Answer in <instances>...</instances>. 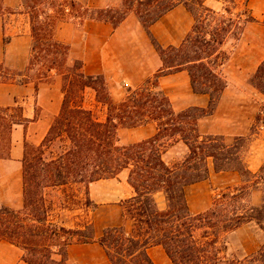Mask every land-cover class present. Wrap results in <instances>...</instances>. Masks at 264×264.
<instances>
[{"label": "trees", "instance_id": "obj_1", "mask_svg": "<svg viewBox=\"0 0 264 264\" xmlns=\"http://www.w3.org/2000/svg\"><path fill=\"white\" fill-rule=\"evenodd\" d=\"M207 1L122 0L117 8L94 9L79 0H20L21 10L29 17L31 56L23 71L0 64V83L37 84L55 74L62 79L63 93L60 112L42 142L38 146L25 143L23 209L0 205V242L20 249L24 263L67 264L68 246L95 242L110 264H153L147 250L155 246L162 248L171 264H264V241L248 256L238 258L228 253L229 234L244 225L253 224L264 237V163L253 173L242 156L246 137L264 128V105L245 98L248 129L231 141L212 132L203 135L198 129V121L213 116L230 89L209 66L210 61L224 64L229 52L223 47L233 48L244 28L257 20L248 8L249 0H212L220 5L218 9L208 7ZM177 6L183 7L193 22L178 47L164 48L149 29ZM3 13L15 11L5 9L0 0V16ZM129 16L145 30L162 66L140 86L130 89L120 102H114L104 78L84 75L82 62L69 59V46L57 41L54 31L59 23L85 20L105 22L116 29ZM179 71L187 72L193 93L209 96L206 108L173 110L160 89L159 78ZM249 85L264 96V60ZM86 89L92 90L97 103L106 108L104 121H98L82 105ZM24 123L20 108H0V159L9 157L13 127ZM148 123L156 127L152 137L119 145L120 128ZM175 142L181 143L186 152L179 161L166 162L163 156ZM55 145L56 155L45 160L46 150ZM123 172L133 192L121 203L123 217L132 225L130 231L124 225L106 227L96 237L91 224L65 230L50 224L46 212L40 216L32 213V196L39 189L83 184L87 193L89 184ZM211 172H235L241 185L223 191L206 210L193 215L185 190L208 180ZM253 191L261 195L257 205L250 201ZM158 194L164 200L162 209L155 198ZM85 204L94 206L88 198ZM59 231L71 239L60 237V247L51 245L49 239L57 238Z\"/></svg>", "mask_w": 264, "mask_h": 264}, {"label": "crops", "instance_id": "obj_2", "mask_svg": "<svg viewBox=\"0 0 264 264\" xmlns=\"http://www.w3.org/2000/svg\"><path fill=\"white\" fill-rule=\"evenodd\" d=\"M79 2L89 8L103 9L117 8L122 0H79ZM2 5L5 9L14 10L15 13H3L0 16V64L12 70L23 71L31 56L28 15L21 10L20 0H2ZM258 11L261 12L263 19L264 10L260 7ZM192 22L187 11L177 6L153 24L149 31L160 46L178 47ZM54 38L69 46L70 60L82 62L84 75H100L104 78L114 102H120L124 98L126 88L134 89L140 86L162 66L159 56L147 39L145 30L135 24L133 16L125 19L116 29L108 23L91 20L82 23H59L55 28ZM238 42L228 61V67L233 66L231 64L241 58H244L246 63L237 66L234 73L229 72L227 81L240 89L257 92L249 85L248 79L264 59V51L259 58L254 54L256 45L264 46V25L259 23L247 25ZM251 59L256 61L252 62ZM61 86L62 79L55 74L50 80L37 84L0 83V108H20L21 117L25 121L23 125L13 127L9 157L0 159V205L16 211L23 209L24 146L25 143L38 146L45 138L61 109L63 101ZM159 86L175 112L190 107L206 108L209 104L208 95L193 93L186 71L159 78ZM90 110L93 112L92 109ZM105 117L106 114L102 119L97 120L102 122ZM213 118L214 115L202 118L198 121V125L206 130ZM155 133V125L148 123L136 128H120L117 138L119 145H129L148 139ZM97 184L98 182L89 184V191ZM132 195V189L129 187L127 194L115 200L112 205L97 207L99 209L106 207L119 214L108 227L127 224L121 203ZM93 203L97 204V201ZM147 253L153 264H171L159 246L150 247ZM21 258L20 249L6 242H0V264H26ZM67 264L110 263L101 247L93 242L68 246Z\"/></svg>", "mask_w": 264, "mask_h": 264}, {"label": "rangeland", "instance_id": "obj_3", "mask_svg": "<svg viewBox=\"0 0 264 264\" xmlns=\"http://www.w3.org/2000/svg\"><path fill=\"white\" fill-rule=\"evenodd\" d=\"M263 4L264 0L248 1V8L250 9L251 15L257 20V23L262 25H264L262 23L264 18L262 19L261 12L258 11V9L261 7L262 10H264ZM206 5L214 9L220 7L218 3L212 0L207 1ZM238 11H242V6L239 7ZM27 19L29 21V17H27ZM135 24L141 26L137 19H135ZM238 43L239 42H236L233 48H230L231 45L223 47V51L229 52L228 60L224 64L221 65V62L216 59H212L209 63V66L228 82L230 89L225 91L224 101L219 103L210 125L207 128L204 127L206 130H203V128L198 125L201 134L204 135L209 132L216 133L223 135L227 141H231L234 135L247 132L248 123L245 121L247 116L244 106L245 98H251L260 106L264 105V96L259 92H252L250 89H240L227 81V74L229 72L234 73L237 66L246 63V61L243 60L244 58H241L231 64L233 66L230 68L228 67V61ZM263 51V45H256L254 54L259 58V55H261ZM252 52L253 51H251L250 54H252ZM251 60L252 62L256 61L255 59ZM44 76L48 78V76ZM129 91V88L124 90V97ZM82 100V105L84 104L85 108L92 109V113H94L96 119H102L103 116L107 114L106 108L102 104L97 103L95 93L92 90L86 89L83 92ZM97 104L101 107L99 108ZM102 108H104V110ZM259 129L257 133L246 137L242 152L246 166L253 173H256L264 163V128ZM56 145L52 147V149L46 150L43 155L45 160H49L56 155ZM28 151L31 152L30 147H28ZM185 152V147L181 143L175 142L167 148L163 158L166 162H177L183 157ZM32 155L33 154H31V156ZM125 179L126 173L123 172L115 178L97 181L98 184L93 185L91 191L88 189L87 193L83 184H68L59 187H48L43 190L39 189L37 194L32 196V213L34 216H40L46 212L50 224L64 228L65 230L79 229L86 224H91L94 227L95 236L98 237L102 230L108 227L119 214L106 207L103 209L97 207L112 205L115 200L123 198L129 190ZM240 185V178L235 172H211L208 180L190 186L185 190L186 200L191 214L196 215L203 212L211 205L216 196L227 189H232ZM87 198L89 201L92 199L93 201H90L92 203L97 201V204L93 203L94 206L86 205L85 201ZM155 198L159 208L162 209L164 207L162 195L158 194ZM260 198L261 195L259 192H251L250 201L252 204L257 205L260 202ZM126 222L125 228L127 231H130L132 228L131 222L129 220H126ZM58 233L57 238L49 239L48 242L51 245L60 247L63 240L67 241L71 239L62 231ZM60 237L64 239L62 240ZM263 241L264 237L262 232L256 226L253 224L244 225L229 234L228 253L238 258L248 256L257 251L261 247Z\"/></svg>", "mask_w": 264, "mask_h": 264}]
</instances>
